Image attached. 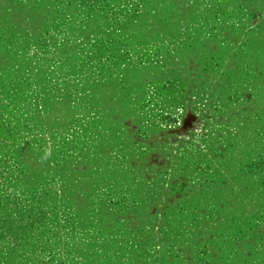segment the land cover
I'll return each mask as SVG.
<instances>
[{
    "label": "rangeland",
    "instance_id": "obj_1",
    "mask_svg": "<svg viewBox=\"0 0 264 264\" xmlns=\"http://www.w3.org/2000/svg\"><path fill=\"white\" fill-rule=\"evenodd\" d=\"M0 264H264V0H0Z\"/></svg>",
    "mask_w": 264,
    "mask_h": 264
}]
</instances>
